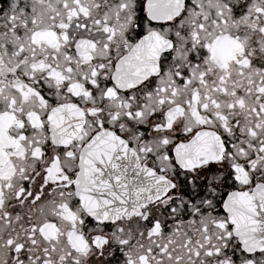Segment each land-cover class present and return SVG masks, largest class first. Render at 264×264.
<instances>
[{"label":"snow or ice","instance_id":"1","mask_svg":"<svg viewBox=\"0 0 264 264\" xmlns=\"http://www.w3.org/2000/svg\"><path fill=\"white\" fill-rule=\"evenodd\" d=\"M0 264H264V0H0Z\"/></svg>","mask_w":264,"mask_h":264}]
</instances>
